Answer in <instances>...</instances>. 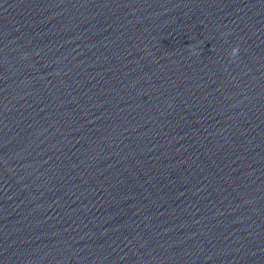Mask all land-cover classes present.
Wrapping results in <instances>:
<instances>
[{
    "label": "clouds",
    "instance_id": "clouds-1",
    "mask_svg": "<svg viewBox=\"0 0 264 264\" xmlns=\"http://www.w3.org/2000/svg\"><path fill=\"white\" fill-rule=\"evenodd\" d=\"M229 34L230 33H222L223 36H227ZM196 47H197L196 45H189V51L195 53L196 52ZM239 53H240L239 44L232 46L230 51H229V53H228L229 60L231 62H234L235 59L238 57Z\"/></svg>",
    "mask_w": 264,
    "mask_h": 264
}]
</instances>
